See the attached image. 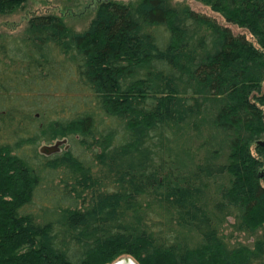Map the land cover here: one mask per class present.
I'll return each instance as SVG.
<instances>
[{
    "label": "trees",
    "instance_id": "16d2710c",
    "mask_svg": "<svg viewBox=\"0 0 264 264\" xmlns=\"http://www.w3.org/2000/svg\"><path fill=\"white\" fill-rule=\"evenodd\" d=\"M201 1L226 23L99 0L83 30L41 13L0 33V264H264V0Z\"/></svg>",
    "mask_w": 264,
    "mask_h": 264
},
{
    "label": "rangeland",
    "instance_id": "374dc122",
    "mask_svg": "<svg viewBox=\"0 0 264 264\" xmlns=\"http://www.w3.org/2000/svg\"><path fill=\"white\" fill-rule=\"evenodd\" d=\"M99 0H28L25 6L18 8L13 13L0 14V33L10 35H24L28 21L31 16L41 13H53L60 15L71 27L77 30H83L89 26L90 21L95 12L96 6ZM125 3H137L140 0H119ZM178 3L188 4L193 9L204 11L210 15H214L219 21L226 23L223 16L212 10V8L205 4L201 0H173ZM235 32H240L242 29L237 26H233ZM32 101L42 104L46 109L53 103L51 99H32ZM54 117V116H50ZM49 117V118H50ZM47 116L41 117L40 121L46 122ZM39 121V122H40ZM52 140L51 142H53ZM44 140L40 141L37 146L38 152ZM50 143V142H48ZM88 153V152H87ZM89 154H94L89 151ZM65 169H59L58 177L48 175V179L53 180V183H62L65 179L70 183V187L73 185V181L68 179ZM63 174V175H62ZM50 180V181H51ZM67 183V184H68ZM40 195H37L36 200L41 202ZM234 219L231 217L229 221L223 223L224 232L228 235L232 241H243L244 243H253L255 240L254 236L246 234L245 232L239 231L237 227L233 225ZM109 264H138V261L134 256L123 254L114 262Z\"/></svg>",
    "mask_w": 264,
    "mask_h": 264
},
{
    "label": "water",
    "instance_id": "95a60500",
    "mask_svg": "<svg viewBox=\"0 0 264 264\" xmlns=\"http://www.w3.org/2000/svg\"><path fill=\"white\" fill-rule=\"evenodd\" d=\"M62 145H65L64 149L70 148V142L68 137L57 138L53 142H43L40 147V152L46 155H52L59 153L62 150Z\"/></svg>",
    "mask_w": 264,
    "mask_h": 264
},
{
    "label": "flooded vegetation",
    "instance_id": "af4514ba",
    "mask_svg": "<svg viewBox=\"0 0 264 264\" xmlns=\"http://www.w3.org/2000/svg\"><path fill=\"white\" fill-rule=\"evenodd\" d=\"M64 147H65V145H62V150L59 153H61L63 150H65Z\"/></svg>",
    "mask_w": 264,
    "mask_h": 264
}]
</instances>
